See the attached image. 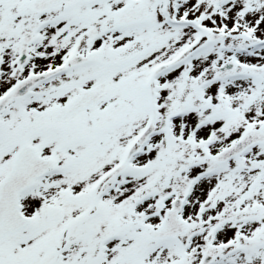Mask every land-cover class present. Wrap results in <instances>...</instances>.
<instances>
[{
    "label": "snow or ice",
    "instance_id": "snow-or-ice-1",
    "mask_svg": "<svg viewBox=\"0 0 264 264\" xmlns=\"http://www.w3.org/2000/svg\"><path fill=\"white\" fill-rule=\"evenodd\" d=\"M0 264H264V0H0Z\"/></svg>",
    "mask_w": 264,
    "mask_h": 264
}]
</instances>
